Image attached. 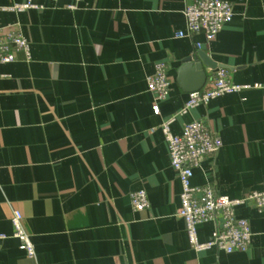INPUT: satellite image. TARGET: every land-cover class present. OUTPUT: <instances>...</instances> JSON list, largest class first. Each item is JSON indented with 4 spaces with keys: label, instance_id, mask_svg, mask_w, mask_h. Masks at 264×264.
I'll list each match as a JSON object with an SVG mask.
<instances>
[{
    "label": "crops",
    "instance_id": "0c3cea01",
    "mask_svg": "<svg viewBox=\"0 0 264 264\" xmlns=\"http://www.w3.org/2000/svg\"><path fill=\"white\" fill-rule=\"evenodd\" d=\"M0 25H14L30 46L0 64V264H264V213L239 205L251 245L227 253L196 251L178 216L181 184L160 129L185 103L192 75L182 59L204 51L231 82L264 84V0H227L232 20L207 43L185 31L192 0H34L41 8L4 9ZM199 43V46H198ZM163 61L170 81L155 115L146 78ZM191 73V72H189ZM199 89V90H200ZM202 120L222 146L193 169V185L241 197L264 189V89L227 93L170 123L174 134ZM144 189L149 205L131 207ZM13 209L34 246L19 248ZM218 217L197 226L200 241Z\"/></svg>",
    "mask_w": 264,
    "mask_h": 264
},
{
    "label": "built area",
    "instance_id": "2783aa9c",
    "mask_svg": "<svg viewBox=\"0 0 264 264\" xmlns=\"http://www.w3.org/2000/svg\"><path fill=\"white\" fill-rule=\"evenodd\" d=\"M70 1L69 7L73 8L80 0ZM41 7L34 0H24L4 9L18 12ZM183 14L185 31H179L178 35L182 37L202 33L205 41L209 43L220 29L232 20L233 10L227 0H192L185 5ZM18 52L23 53L26 59L30 58L27 38L13 24L0 25V64L15 61ZM146 83L148 91L153 94L152 112L157 115L160 112L159 102L166 99L170 88L167 67L163 61L154 64L152 73L146 78ZM250 88L264 89V84L233 83L227 71L218 68L210 78L208 87L189 92L181 109L160 124L167 143L170 165L181 184L177 214L183 219L188 241L196 251L210 247H216L227 253L248 250L252 237L250 224L246 218L236 215L235 208L239 205H251L259 213H264V189L249 191L241 197H229L217 195L210 185H193L191 183L193 169L199 166L204 156L218 151L222 141L202 120L186 122L178 134L171 131L170 123L176 115H184L198 105L207 104L211 99ZM129 197L131 207L135 211H141L149 205L146 191L142 188L130 192ZM215 217L219 219L218 228L211 231L207 240L200 241L197 236V226ZM10 221L13 227L12 235L18 239L19 248L28 256H33L34 246L30 233L24 226L22 213L18 209H13ZM4 237L0 235V239Z\"/></svg>",
    "mask_w": 264,
    "mask_h": 264
},
{
    "label": "water",
    "instance_id": "95a60500",
    "mask_svg": "<svg viewBox=\"0 0 264 264\" xmlns=\"http://www.w3.org/2000/svg\"><path fill=\"white\" fill-rule=\"evenodd\" d=\"M214 68V63L207 57L204 51L197 50L193 55L187 56L182 59V63L179 68V75L182 80H184V74L188 72V74L192 75L194 78V82L189 87V90L197 91L203 87L207 74L204 67ZM191 72V73H189ZM192 92V91H191Z\"/></svg>",
    "mask_w": 264,
    "mask_h": 264
}]
</instances>
